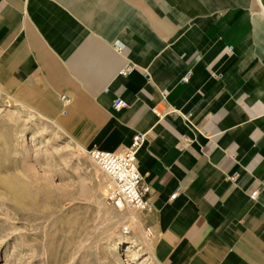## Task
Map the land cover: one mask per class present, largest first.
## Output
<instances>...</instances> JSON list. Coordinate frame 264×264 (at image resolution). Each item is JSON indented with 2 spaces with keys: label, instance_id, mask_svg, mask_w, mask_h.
<instances>
[{
  "label": "crops",
  "instance_id": "1",
  "mask_svg": "<svg viewBox=\"0 0 264 264\" xmlns=\"http://www.w3.org/2000/svg\"><path fill=\"white\" fill-rule=\"evenodd\" d=\"M0 98L84 150L146 132L161 264H264V0H0Z\"/></svg>",
  "mask_w": 264,
  "mask_h": 264
},
{
  "label": "rangeland",
  "instance_id": "2",
  "mask_svg": "<svg viewBox=\"0 0 264 264\" xmlns=\"http://www.w3.org/2000/svg\"><path fill=\"white\" fill-rule=\"evenodd\" d=\"M142 213L58 122L0 98V264H161Z\"/></svg>",
  "mask_w": 264,
  "mask_h": 264
},
{
  "label": "built area",
  "instance_id": "3",
  "mask_svg": "<svg viewBox=\"0 0 264 264\" xmlns=\"http://www.w3.org/2000/svg\"><path fill=\"white\" fill-rule=\"evenodd\" d=\"M136 65L126 62L119 70V75H128ZM163 97L166 91H163ZM60 100L65 110L72 102V98L62 94ZM127 106V102L122 97H117L113 102L116 110ZM151 111L159 118L165 115L163 107L157 105L151 107ZM146 139V132H137L130 143L124 150L114 152L104 150L98 146H92L85 149L88 156L100 167L101 171L107 178L108 198L111 203L119 209H136L143 213L152 210V201L150 194L153 191L152 186L145 182L138 167V149ZM233 180L236 177H232ZM259 191H253L250 194L252 199H257ZM146 233L150 236L153 231L149 226L145 227Z\"/></svg>",
  "mask_w": 264,
  "mask_h": 264
},
{
  "label": "bare ground",
  "instance_id": "4",
  "mask_svg": "<svg viewBox=\"0 0 264 264\" xmlns=\"http://www.w3.org/2000/svg\"><path fill=\"white\" fill-rule=\"evenodd\" d=\"M121 244V243H120Z\"/></svg>",
  "mask_w": 264,
  "mask_h": 264
}]
</instances>
